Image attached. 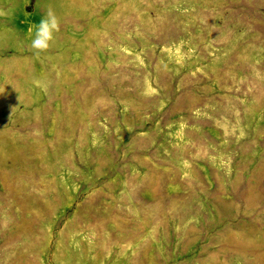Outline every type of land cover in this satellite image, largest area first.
Instances as JSON below:
<instances>
[{
    "label": "rangeland",
    "instance_id": "1",
    "mask_svg": "<svg viewBox=\"0 0 264 264\" xmlns=\"http://www.w3.org/2000/svg\"><path fill=\"white\" fill-rule=\"evenodd\" d=\"M0 9V264H264V0Z\"/></svg>",
    "mask_w": 264,
    "mask_h": 264
},
{
    "label": "clouds",
    "instance_id": "2",
    "mask_svg": "<svg viewBox=\"0 0 264 264\" xmlns=\"http://www.w3.org/2000/svg\"><path fill=\"white\" fill-rule=\"evenodd\" d=\"M9 12L4 9H0V16L8 15ZM60 30V20L57 17L55 11L49 7L45 10L44 17L38 24L31 25L28 29L32 34V39L28 47L34 51L35 55H39L40 52L46 51L51 46V42L54 41V33Z\"/></svg>",
    "mask_w": 264,
    "mask_h": 264
}]
</instances>
